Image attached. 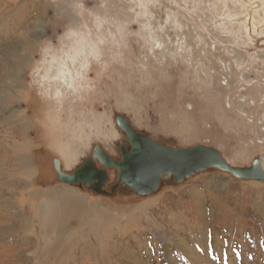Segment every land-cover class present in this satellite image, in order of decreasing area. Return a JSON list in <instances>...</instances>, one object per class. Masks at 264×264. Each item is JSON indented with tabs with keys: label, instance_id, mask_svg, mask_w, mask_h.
I'll list each match as a JSON object with an SVG mask.
<instances>
[{
	"label": "rangeland",
	"instance_id": "374dc122",
	"mask_svg": "<svg viewBox=\"0 0 264 264\" xmlns=\"http://www.w3.org/2000/svg\"><path fill=\"white\" fill-rule=\"evenodd\" d=\"M174 30L189 42L164 57L152 43L168 33L177 45ZM191 48L193 58H184ZM8 76L21 81V96ZM6 95L14 101L3 103ZM117 115L170 147L217 148L232 166L264 158V0H0V195L13 212L11 222L0 221V238L13 246L10 262L264 264L260 182L209 169L148 196H103L58 179L55 158L68 174L96 145L120 159L119 146H129ZM67 122L58 149L47 123ZM41 193L84 201L104 217L82 230L67 218L63 245L51 255L57 235L42 231L30 197Z\"/></svg>",
	"mask_w": 264,
	"mask_h": 264
},
{
	"label": "water",
	"instance_id": "95a60500",
	"mask_svg": "<svg viewBox=\"0 0 264 264\" xmlns=\"http://www.w3.org/2000/svg\"><path fill=\"white\" fill-rule=\"evenodd\" d=\"M125 135L129 149L121 146V159L116 161L99 145L94 146L93 159L83 162L72 174L63 171L58 158L53 160L58 179L63 183L75 185L89 183L95 191H100L102 184L94 185V178L108 176L98 170L97 163L105 169L117 171V182L112 186L114 191L124 187L127 191L139 196L156 193L161 182L172 181L182 184L196 175L209 169H215L242 181H257L264 184V158H255L248 167L232 166L222 152L214 147L202 144L188 148L170 147L161 144L151 137L133 129L126 118L117 115L114 120Z\"/></svg>",
	"mask_w": 264,
	"mask_h": 264
},
{
	"label": "bare ground",
	"instance_id": "6f19581e",
	"mask_svg": "<svg viewBox=\"0 0 264 264\" xmlns=\"http://www.w3.org/2000/svg\"><path fill=\"white\" fill-rule=\"evenodd\" d=\"M23 15H24V12H23ZM21 22H24V20H22ZM18 24H21V23H18ZM22 25V24H21ZM19 26V25H18ZM174 35L176 36L175 38V42L177 45H174V41L170 38V35L168 33H164L162 35H160V37L153 41L152 43V47L154 49H158V51L161 53L162 56L164 57H167V56H171V55H174L176 53H178L180 51V49L183 47V45L187 44L189 42V37H187V34L184 33V31H178V30H174ZM25 32V31H23ZM27 32V31H26ZM190 32V31H189ZM190 35H192L190 33ZM23 40V38H21ZM202 39V38H201ZM23 42V41H22ZM24 44V43H22ZM18 47H21L19 44L17 45ZM24 49V51H27L28 50V47L26 46V44L23 45L22 47ZM202 50H204L202 47H201ZM182 50V49H181ZM17 53V52H16ZM28 53V52H27ZM184 53V52H183ZM193 53H194V49L191 48V50H187L185 51L184 53V58H193ZM20 55H22L20 53ZM189 60V59H188ZM192 60V59H191ZM190 60V61H191ZM18 62V61H16ZM18 65V64H17ZM203 66V65H202ZM13 75V74H12ZM14 76V75H13ZM71 71L69 69V66H66L65 69L62 71L61 73V78L62 80L69 84L70 83V79H71ZM11 76H8L7 78L9 79ZM10 80V79H9ZM10 82L12 84H14V86L17 88L16 90V93L18 96H21L22 95V91H24V88L21 84V81L18 80V79H14V80H10ZM25 94V93H24ZM2 98V97H1ZM13 101H14V98L13 97H10ZM12 100L9 101V98H7V95L4 96L1 101L5 104H8L10 102H13ZM79 107V106H78ZM14 108V107H13ZM12 109V108H11ZM78 108L76 107L74 109V111H76ZM79 114V113H78ZM47 122V121H46ZM74 122V121H73ZM72 122V123H73ZM71 122H67L65 123V126L64 127H59V126H50L48 123L47 125L49 126V129L47 130L48 131V135L49 137L54 140L52 143V145H56V147L58 149L61 148L62 146V143L60 142V137L58 136V134H62V135H67V132H69L71 129H68V128H72L71 127ZM76 126H79L80 125L77 123H75ZM74 125V127H75ZM68 127V128H66ZM19 129H22V128H19ZM77 129H79L77 127ZM75 130V129H74ZM24 132V131H22ZM46 130L43 129V133H45ZM74 132V131H73ZM23 134V133H22ZM80 134V133H79ZM3 145H0V148H2ZM14 147V146H13ZM12 147V148H13ZM55 147V148H56ZM22 148V147H21ZM65 148V147H64ZM63 148V149H64ZM105 148V147H104ZM23 149V148H22ZM20 151V150H19ZM106 151V150H105ZM6 152V151H5ZM11 152V151H10ZM18 152V151H17ZM64 152V150H63ZM4 156L6 158L7 156V160L11 162V160L16 157L14 154H9V152H7L6 154L4 153ZM3 156V157H4ZM21 157V156H20ZM67 159V158H66ZM17 160V159H15ZM2 161V160H1ZM19 161V160H18ZM75 161V160H74ZM61 162V160H60ZM2 163V162H1ZM20 163L23 164L24 166L27 165V162L26 160L24 159H20ZM11 164V163H10ZM19 164V163H18ZM100 164V163H99ZM61 165H62V162H61ZM102 165V164H101ZM264 165V164H262ZM13 166V165H12ZM103 166V165H102ZM20 167V166H19ZM263 169H264V166H262ZM22 168V167H21ZM28 169V168H27ZM22 170V169H21ZM116 171V170H115ZM117 172V171H116ZM118 174V173H117ZM25 175V174H23ZM27 176V175H26ZM25 177V176H24ZM21 180V179H19ZM19 184V183H18ZM1 186L3 184H0ZM13 186V182H8L5 184V187L9 190V188H11ZM15 186V185H14ZM25 185L24 183H20L19 184V188H23ZM16 187V186H15ZM38 205H39V210H36V208L34 210L38 211L40 216L42 217L39 221H40V224L43 225V230H45V233L46 235H52V234H55L56 233V240L53 243V245L50 247L49 249V252L52 254H54L56 251V249L59 247V245H63L62 241H63V236L65 234H63L65 231L68 230V224L66 222V220H68L67 218L69 219H73V220H76V223H78V230H82V227L85 226L86 224L90 227L91 223H95L96 221H89V219H93V218H98L100 217L101 219L104 217L101 215L102 211L97 209V208H90L88 206H86L84 203V201H75L76 202V205L74 204V201L70 198H67L66 196L62 195V194H54V193H41V194H33L32 196H30ZM27 199V198H26ZM40 199V203L38 202ZM29 201V200H27ZM25 201V202H27ZM24 202V203H25ZM8 198H6L3 194L0 195V212H2L0 214V221L1 223L4 222V223H9L11 222L12 220V215H13V212L10 210V208L8 207ZM87 204V203H86ZM23 205V203H22ZM31 207V206H30ZM93 207V205H92ZM13 208V207H12ZM33 209V208H32ZM32 210V211H34ZM26 211V210H25ZM36 216V215H35ZM14 221V220H13ZM72 221V220H71ZM106 221V220H104ZM15 222V221H14ZM90 222V224H89ZM110 222V221H109ZM102 223V222H101ZM96 224V223H95ZM98 224V223H97ZM8 226V224H6ZM99 225H101L99 223ZM2 226V225H1ZM6 226V227H7ZM25 226V225H24ZM104 226V225H102ZM101 226V227H102ZM3 227V226H2ZM1 227V229H3ZM9 227L12 228V226L10 225ZM41 227V226H40ZM110 227V226H109ZM99 228V227H98ZM6 229V228H4ZM10 229V228H9ZM15 229V228H14ZM75 229V228H74ZM101 229V228H100ZM18 230V229H17ZM23 230V229H22ZM60 230V231H59ZM98 230L99 229H96V230H93L92 233H97L98 234ZM13 231H16V230H13ZM101 231V230H100ZM99 231V232H100ZM28 232V231H27ZM59 232V233H58ZM63 232V233H61ZM7 233V231L5 232V234ZM9 233V232H8ZM23 233V232H22ZM52 233V234H51ZM4 234V235H5ZM43 234V233H42ZM63 234V235H62ZM3 233L1 234L0 233V236L3 238ZM77 235V234H76ZM93 235V234H92ZM23 236V235H21ZM26 236V235H24ZM41 236V235H40ZM44 236V234H43ZM74 236V235H73ZM20 237V236H19ZM2 238H0V248L4 247L6 250H0V260L3 261V263H13L10 262V257L8 256V250L11 249L12 253H13V250H12V247L13 246H8V245H5L3 244V242H5ZM24 238V237H23ZM40 239H45V238H40ZM55 239V238H54ZM35 240V239H34ZM9 241V240H8ZM42 242V241H41ZM25 243V242H24ZM34 245V244H33ZM68 245V244H67ZM69 247V246H67ZM66 247V248H67ZM64 248V247H63ZM15 249V248H13ZM18 249V248H16ZM16 251V250H14ZM7 253V254H5ZM11 253V252H10ZM70 253V252H69ZM16 254V253H15ZM125 255V254H124ZM14 257H16L15 255H13ZM12 256V257H13ZM9 257V258H8ZM117 257V256H116ZM52 259V258H51ZM85 259V258H84ZM0 261V262H1ZM37 261V260H36ZM22 262V261H21ZM14 264V263H13ZM18 264V263H17ZM49 264V262H48ZM64 264V263H63Z\"/></svg>",
	"mask_w": 264,
	"mask_h": 264
},
{
	"label": "flooded vegetation",
	"instance_id": "af4514ba",
	"mask_svg": "<svg viewBox=\"0 0 264 264\" xmlns=\"http://www.w3.org/2000/svg\"><path fill=\"white\" fill-rule=\"evenodd\" d=\"M136 131V130H135ZM143 134V133H142ZM125 136V135H124ZM126 138V137H125ZM127 140V139H126ZM156 141V140H155ZM127 144H128V142H127ZM121 146H123V147H125L127 150L129 149L128 147H126L124 144H121L120 146H119V153H120V159H121V157H122V155H121ZM128 146H129V144H128ZM105 150V149H104ZM107 152V151H106ZM93 153H94V151H93ZM92 153V154H93ZM111 157H112V155L109 153V152H107ZM91 159H93V155H92V158ZM112 159H114L113 157H112ZM120 159H118V160H120ZM87 160H89V159H87ZM114 160H116V159H114ZM118 160H116V161H118ZM84 162V161H83ZM83 162L80 164V165H78V167L77 168H79L82 164H83ZM97 167H98V170H102V171H105L106 172V174H107V176H108V180L105 182L104 180H103V178H94L93 179V184L94 185H99V184H102V186H101V188H100V191L98 192V191H95L92 187H91V185L89 184V183H87V184H84V183H78V184H75L74 186H81V187H86V188H88L89 190H91V191H94L95 193H98V194H101V195H103V196H109V195H114L115 193H117V192H119L121 189H123L126 193H129V194H134L133 192H130V191H127L124 187H120L119 189H116V190H114V191H112L111 190V188H112V186L113 185H115L116 184V182H112L111 180H110V172H112L113 171V169H105L104 168V166H102L101 164H99V163H97ZM77 168H75V169H77ZM74 169V170H75ZM73 170V171H74ZM73 171H72V173H73ZM116 172V171H115ZM71 173V174H72ZM117 173V172H116ZM117 178V177H116ZM168 182H173V180L172 181H168ZM163 183H165L164 181H162L161 182V186H162V184ZM161 186H160V188H161Z\"/></svg>",
	"mask_w": 264,
	"mask_h": 264
}]
</instances>
